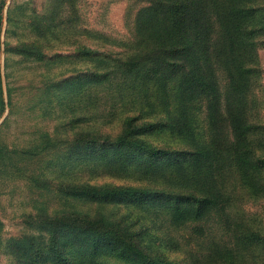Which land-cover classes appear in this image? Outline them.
<instances>
[{"label":"trees","instance_id":"1","mask_svg":"<svg viewBox=\"0 0 264 264\" xmlns=\"http://www.w3.org/2000/svg\"><path fill=\"white\" fill-rule=\"evenodd\" d=\"M66 1L73 7L76 0ZM3 6L0 1V27ZM135 25L147 37L129 43L122 59L84 46L78 53L108 66L90 71L92 84L111 77L139 82L143 105L126 115L120 133L113 140L86 134L84 141L108 160L110 170L138 167L143 182H65L58 186L60 195L103 205L131 202L138 210L164 216L172 226L196 224V231L202 230L203 220L218 216L230 243H213L202 260L192 258L188 264L204 259L206 264H232L242 253L257 250L264 255L262 229L231 211L237 192L264 201V125L257 92L264 0H149ZM6 106L0 78V119ZM162 133L184 143L186 159L149 140ZM6 155L0 144V159ZM42 214L36 221L47 241L35 236L16 240L19 258L51 264H100L98 258L185 264L147 250L140 237L145 229L134 230L126 214L118 220L73 210Z\"/></svg>","mask_w":264,"mask_h":264},{"label":"rangeland","instance_id":"2","mask_svg":"<svg viewBox=\"0 0 264 264\" xmlns=\"http://www.w3.org/2000/svg\"><path fill=\"white\" fill-rule=\"evenodd\" d=\"M0 1L4 3L0 78L7 103L0 119V144L7 152L0 159V264H51L19 258L16 253L21 251L15 248V241L25 242L30 236L47 241L36 216L71 210L103 214L110 220L126 214V222L133 223L134 230L145 229L140 237L147 250L158 251L176 263L188 264L192 258L202 260L213 243L229 244L218 216L203 220L199 224L202 230L196 231V224L172 226L164 216L138 210L131 202L103 205L65 198L58 191L65 182H143L138 180V167L127 172L110 170L106 166L108 160H101L92 145L84 141L86 134L113 140L126 115L136 113L143 105L141 86L130 79L122 82L120 77L92 84L90 71H100L106 65L79 56L78 49H97L113 59L125 57L129 43L147 37L139 32L135 21L141 10L149 6V0H76L73 7L66 0ZM257 55V92L264 125V45L259 46ZM149 140L174 150L182 159L188 156L182 153L188 150L184 143L169 134H153ZM231 211L244 223L255 220L256 227L264 233V201L253 202L237 192ZM258 251L242 253L232 264H264V255ZM96 261L123 264L114 258Z\"/></svg>","mask_w":264,"mask_h":264},{"label":"water","instance_id":"3","mask_svg":"<svg viewBox=\"0 0 264 264\" xmlns=\"http://www.w3.org/2000/svg\"><path fill=\"white\" fill-rule=\"evenodd\" d=\"M6 105H7V103H6ZM7 107V106H6Z\"/></svg>","mask_w":264,"mask_h":264}]
</instances>
